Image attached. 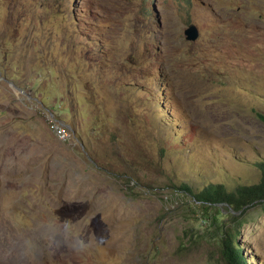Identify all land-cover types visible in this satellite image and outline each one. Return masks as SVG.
<instances>
[{"label":"rangeland","instance_id":"1","mask_svg":"<svg viewBox=\"0 0 264 264\" xmlns=\"http://www.w3.org/2000/svg\"><path fill=\"white\" fill-rule=\"evenodd\" d=\"M257 114L264 0H0V264H221L176 187L257 184Z\"/></svg>","mask_w":264,"mask_h":264},{"label":"trees","instance_id":"2","mask_svg":"<svg viewBox=\"0 0 264 264\" xmlns=\"http://www.w3.org/2000/svg\"><path fill=\"white\" fill-rule=\"evenodd\" d=\"M264 123V115L257 114ZM260 180L251 186H238L227 191L223 185H209L201 191H193L188 185L176 187L184 195L192 197L201 210H212L209 217L215 226L214 241L221 264H245L243 255L235 243L243 225L241 217L255 204H264V163L258 165Z\"/></svg>","mask_w":264,"mask_h":264},{"label":"water","instance_id":"3","mask_svg":"<svg viewBox=\"0 0 264 264\" xmlns=\"http://www.w3.org/2000/svg\"><path fill=\"white\" fill-rule=\"evenodd\" d=\"M184 35L187 41H195L198 37V30L194 25H189L184 30Z\"/></svg>","mask_w":264,"mask_h":264},{"label":"built area","instance_id":"4","mask_svg":"<svg viewBox=\"0 0 264 264\" xmlns=\"http://www.w3.org/2000/svg\"><path fill=\"white\" fill-rule=\"evenodd\" d=\"M54 135L61 141L67 138V133L61 125H55L53 127Z\"/></svg>","mask_w":264,"mask_h":264}]
</instances>
